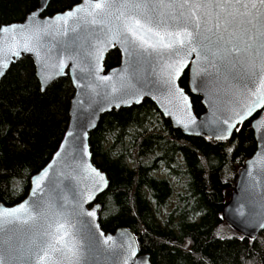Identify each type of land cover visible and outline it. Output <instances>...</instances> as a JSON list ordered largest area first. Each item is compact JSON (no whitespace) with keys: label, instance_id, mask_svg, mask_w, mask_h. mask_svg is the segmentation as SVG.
Returning <instances> with one entry per match:
<instances>
[{"label":"trees","instance_id":"16d2710c","mask_svg":"<svg viewBox=\"0 0 264 264\" xmlns=\"http://www.w3.org/2000/svg\"><path fill=\"white\" fill-rule=\"evenodd\" d=\"M78 3L49 0L43 16ZM38 5L39 0H0V27L23 22ZM120 60L119 51H111L105 71ZM35 72L33 60L22 57L0 82V204L6 207L27 197L31 178L50 162L69 123L71 80L65 76L42 91ZM179 85L194 113L202 115L187 70ZM89 145L93 164L108 179L97 199L104 233L128 229L151 264H264V230L248 239L222 218L237 173L256 151L251 121L227 141L189 137L144 101L103 115Z\"/></svg>","mask_w":264,"mask_h":264},{"label":"water","instance_id":"95a60500","mask_svg":"<svg viewBox=\"0 0 264 264\" xmlns=\"http://www.w3.org/2000/svg\"><path fill=\"white\" fill-rule=\"evenodd\" d=\"M78 1L68 11L43 16L49 0H39L38 7L23 22L0 27L9 29L6 33L0 31V61L8 63L7 69H0L3 72L0 82L12 64L29 57L34 62L40 87L44 73L52 75L42 91L65 76L74 88L69 123L56 153L31 178L29 193L22 202L12 207L0 204V212H4L22 204L31 210L34 202H39L45 212L28 225L4 224L0 232V257L5 264H26L21 256L29 241L48 224H54L60 212L72 220V230L79 233L80 264H151L149 255L140 254L137 240L128 229L106 234L100 228L97 199L108 188V179L93 164L89 145V135L103 115L139 106L144 101L154 104L174 129L189 137L227 141L238 126L251 121L256 151L237 173L222 218L238 234L255 239L264 230V107H253L255 97L249 89L240 87L230 76L226 79L227 69L217 73L199 52L184 57L183 69L170 86L162 74L163 65L170 62L167 54L131 55L122 39L115 35L121 27L115 18L116 8L104 14L103 24L92 25L86 23L92 19L87 12L89 3L95 0ZM69 12L74 15L66 23L57 20ZM13 27L39 31V41L33 40V51L21 50L18 56L11 55L21 43V35L19 32L13 35ZM114 49L120 53V64L106 72L105 59ZM186 70L189 91L200 97L205 108L200 116L194 113L189 95L179 85ZM238 113L243 114L242 120Z\"/></svg>","mask_w":264,"mask_h":264},{"label":"snow or ice","instance_id":"6c2138e0","mask_svg":"<svg viewBox=\"0 0 264 264\" xmlns=\"http://www.w3.org/2000/svg\"><path fill=\"white\" fill-rule=\"evenodd\" d=\"M114 7L121 25L115 35L127 46L126 51L141 56L167 54L170 62L163 65L162 74L170 86L183 69L184 57L199 52L217 73L225 68L229 74L226 79L230 76L240 87L249 89L255 97L253 107H264V0H95L89 3L87 15L92 19L86 23L103 24L102 17ZM73 15L69 12L57 20L66 23ZM0 31L6 33L9 29ZM11 31L21 35V43L11 55L33 51V40L39 41V31L15 27ZM7 67V62L0 61V69ZM51 78V74L44 73L41 90ZM238 115L242 120L243 114ZM36 184L39 188L40 181ZM44 215L39 202H34L31 210L22 204L12 211L0 212V232L5 223L28 225ZM73 227L63 212L57 213L54 224L31 238L21 259L26 264H80L79 233ZM0 264H5L3 257Z\"/></svg>","mask_w":264,"mask_h":264}]
</instances>
